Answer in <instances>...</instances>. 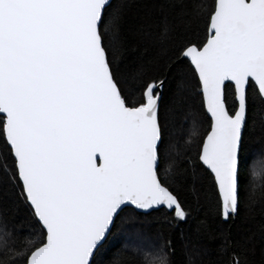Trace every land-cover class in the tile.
<instances>
[{
	"label": "snow or ice",
	"instance_id": "6c2138e0",
	"mask_svg": "<svg viewBox=\"0 0 264 264\" xmlns=\"http://www.w3.org/2000/svg\"><path fill=\"white\" fill-rule=\"evenodd\" d=\"M133 3L0 0V196L27 208L39 233L17 250L0 223V264H98L129 208L189 223L198 210L177 190L181 166L203 177L193 191L207 204L187 264H253L252 240L222 226L250 198L242 149L264 108V0H163L161 16L137 29L171 43L156 72L126 63ZM193 21L195 32L179 31ZM179 65L186 71L174 73ZM193 97L208 125L173 143L167 102ZM252 176L264 178V158ZM213 231L218 247L205 260ZM175 254L168 240L147 264H175Z\"/></svg>",
	"mask_w": 264,
	"mask_h": 264
},
{
	"label": "trees",
	"instance_id": "16d2710c",
	"mask_svg": "<svg viewBox=\"0 0 264 264\" xmlns=\"http://www.w3.org/2000/svg\"><path fill=\"white\" fill-rule=\"evenodd\" d=\"M162 2L163 0H134L133 5L126 10L130 26L124 55L129 70H133L131 65L135 63L137 67L143 64L152 72L164 71L169 62V57L172 55L170 42L158 43L152 37L137 31L141 24H152L161 16ZM196 30L195 21L182 23L179 28L181 33H191ZM181 71H186L185 65L173 69L174 73ZM167 104L166 124L169 138L173 143L186 145L190 139L189 132L195 122L199 123L201 131L207 127L208 121L199 111L198 98H184L175 104L169 100ZM251 116L242 149L247 164L241 171L243 178L241 187L250 198L242 203L240 214L235 221L222 227L230 228L233 235L251 239L249 259L253 264H264V178L252 176L253 165L264 158V108L256 105ZM174 182L180 195L197 208L198 212L194 214L193 219L178 227L175 221H171L172 227H169L166 221L170 220L171 214H165L163 210L145 214L133 211L131 208L125 209L116 227L113 228L109 240L97 256L98 264H115L116 261H119V264H147L168 240H171L175 246L176 254L172 258L175 264H187L190 241L191 246H196L199 239L195 235L197 226L207 217L205 199L193 191L194 188L200 187L203 177L194 173L191 168L184 173L181 166L178 169V178ZM197 200L199 203L196 202ZM201 208L204 211H200ZM0 223H6L13 233L11 248L20 250L28 240L39 238L38 229L29 211L22 204L15 202L11 196H0ZM218 238V231L204 236L202 246L206 249L203 256L205 260L216 252Z\"/></svg>",
	"mask_w": 264,
	"mask_h": 264
},
{
	"label": "rangeland",
	"instance_id": "374dc122",
	"mask_svg": "<svg viewBox=\"0 0 264 264\" xmlns=\"http://www.w3.org/2000/svg\"><path fill=\"white\" fill-rule=\"evenodd\" d=\"M256 163V162H255ZM127 237H129V236H127ZM139 236H137V238H138Z\"/></svg>",
	"mask_w": 264,
	"mask_h": 264
},
{
	"label": "water",
	"instance_id": "95a60500",
	"mask_svg": "<svg viewBox=\"0 0 264 264\" xmlns=\"http://www.w3.org/2000/svg\"><path fill=\"white\" fill-rule=\"evenodd\" d=\"M139 212V211H138ZM144 213V212H143Z\"/></svg>",
	"mask_w": 264,
	"mask_h": 264
}]
</instances>
